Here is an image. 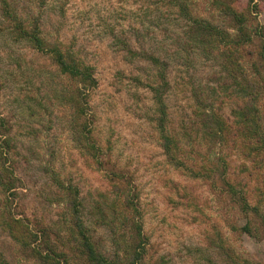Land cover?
Masks as SVG:
<instances>
[{"label": "rangeland", "instance_id": "rangeland-1", "mask_svg": "<svg viewBox=\"0 0 264 264\" xmlns=\"http://www.w3.org/2000/svg\"><path fill=\"white\" fill-rule=\"evenodd\" d=\"M9 1L95 83L17 37L0 2V264H45L11 216L54 264H94L75 197L106 264H264V0Z\"/></svg>", "mask_w": 264, "mask_h": 264}, {"label": "trees", "instance_id": "trees-1", "mask_svg": "<svg viewBox=\"0 0 264 264\" xmlns=\"http://www.w3.org/2000/svg\"><path fill=\"white\" fill-rule=\"evenodd\" d=\"M0 2L3 4V12L6 17L14 23L13 30L15 31V34L17 37L20 39H25L27 41H30L31 44H33L34 47L37 49L50 54L53 59L56 61V63L59 65L61 71L65 74H68L75 79H77L78 82H83L84 86L87 85H94L95 79L93 78V68L91 66H86L84 65L80 60H78L75 56L70 55L69 51L64 50L60 44H48L45 42L44 37L41 36V31H40V26L39 24H35V26H27L25 25L23 19L21 17H18L17 14L14 13V10L11 9L10 6V1L9 0H0ZM227 12L231 13L233 17H238V14L232 10L231 7H227ZM241 16V15H240ZM238 17L239 19H242L241 17ZM198 27L196 26L197 29H204L208 27L211 28L210 26H206L198 20ZM197 24V23H196ZM211 29H214L211 28ZM195 30V29H194ZM90 87V86H88ZM84 95V92L81 93ZM81 114H85L83 106L80 107ZM5 126V120L0 117V126ZM83 128L87 126V121L84 123ZM166 137V142L164 146L166 149L169 151L172 147L173 143V138L168 135ZM7 139V138H6ZM9 140H5V143L9 145ZM5 154V152L3 153ZM9 169V167H7ZM1 171V170H0ZM2 173L0 172V177H2ZM72 186L68 187L69 192L71 193L70 189ZM73 189V188H72ZM71 208L70 215L72 216V219L74 220V229L73 232L75 231V238L80 239L77 240L79 241V247L80 251L82 252L83 256L91 263L94 264H106L107 262L106 259L103 256H100L97 254L95 250V245L91 241L90 236L87 233V228L84 224V220L82 219V216L80 214L79 206L80 202L75 198L71 199ZM12 220V221H11ZM22 222V223H21ZM21 223V225L19 224ZM13 225H17L18 227H14L16 231V234H14V239L16 240L17 243H20L24 249L25 252L30 253L32 256L37 258L40 262L45 263V264H54V263H60L61 260L57 259L55 257V254H57L54 250V248H50L51 250H46L41 249L38 245H35V242L38 241V233L34 232L29 225L22 219H15L14 217L11 216L8 221V227L11 229ZM21 226V227H20ZM13 229V228H12ZM11 229V230H12ZM49 249V248H48ZM52 251V252H51ZM60 256H66L63 252H58Z\"/></svg>", "mask_w": 264, "mask_h": 264}]
</instances>
